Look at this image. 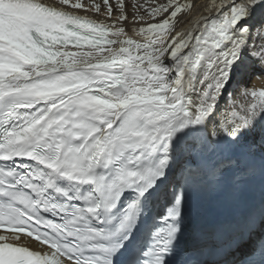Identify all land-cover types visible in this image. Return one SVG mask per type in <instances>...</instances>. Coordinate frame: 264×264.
<instances>
[{"label":"snow or ice","instance_id":"6c2138e0","mask_svg":"<svg viewBox=\"0 0 264 264\" xmlns=\"http://www.w3.org/2000/svg\"><path fill=\"white\" fill-rule=\"evenodd\" d=\"M0 264H264V0H0Z\"/></svg>","mask_w":264,"mask_h":264},{"label":"bare ground","instance_id":"6f19581e","mask_svg":"<svg viewBox=\"0 0 264 264\" xmlns=\"http://www.w3.org/2000/svg\"><path fill=\"white\" fill-rule=\"evenodd\" d=\"M199 2H203V0H199Z\"/></svg>","mask_w":264,"mask_h":264}]
</instances>
